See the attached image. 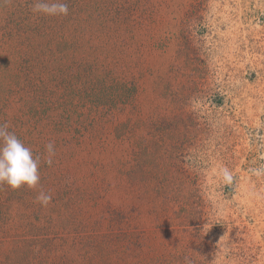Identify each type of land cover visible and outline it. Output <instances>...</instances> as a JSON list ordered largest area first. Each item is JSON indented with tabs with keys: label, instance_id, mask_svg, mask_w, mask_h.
I'll use <instances>...</instances> for the list:
<instances>
[{
	"label": "rangeland",
	"instance_id": "obj_1",
	"mask_svg": "<svg viewBox=\"0 0 264 264\" xmlns=\"http://www.w3.org/2000/svg\"><path fill=\"white\" fill-rule=\"evenodd\" d=\"M65 2L0 0V123L41 158L0 264H264V0Z\"/></svg>",
	"mask_w": 264,
	"mask_h": 264
},
{
	"label": "clouds",
	"instance_id": "obj_2",
	"mask_svg": "<svg viewBox=\"0 0 264 264\" xmlns=\"http://www.w3.org/2000/svg\"><path fill=\"white\" fill-rule=\"evenodd\" d=\"M31 11L35 15L49 17L69 15V5L65 0H32ZM46 157L44 163L52 165L55 156V142L49 141L45 145ZM41 158L34 155L15 132L10 130L7 122L0 123V184L7 185L13 190L26 186L37 188L41 176L39 168ZM256 175H264V169H253ZM222 179L225 184L233 182L234 177L227 168L222 169ZM41 206H47L52 196L40 191L36 197Z\"/></svg>",
	"mask_w": 264,
	"mask_h": 264
}]
</instances>
